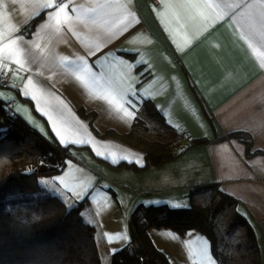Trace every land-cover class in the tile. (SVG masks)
Listing matches in <instances>:
<instances>
[{"label": "crops", "instance_id": "crops-1", "mask_svg": "<svg viewBox=\"0 0 264 264\" xmlns=\"http://www.w3.org/2000/svg\"><path fill=\"white\" fill-rule=\"evenodd\" d=\"M187 2L75 0L83 6L79 12L83 19L73 21L74 32L65 24L56 32L55 21H49L51 9L42 6L43 0H0V32L17 40L25 61L24 69L17 71L18 66L5 54L0 71L8 72L21 87L18 93L0 90V102L11 104L30 129L60 145L53 131L55 122L68 141L67 147L60 145L69 153L62 171L42 178L60 192L41 186L44 194L58 196L67 207L88 200L81 218L95 230L99 257L102 252L111 257L127 245L128 222L139 206L191 207L199 205L204 191L210 190L233 202L234 212L253 232L262 263L264 47H250L231 17L205 20L196 9L185 7ZM90 7L96 11H88ZM35 19L39 20L27 34L24 29ZM46 24L51 26L41 27ZM9 25L14 26L11 32ZM96 45L100 46L96 56L87 55ZM74 53L85 56L93 66L96 76L87 84L76 78ZM60 55L69 62L60 65ZM29 77L35 88L29 86L25 95ZM128 84L138 91L129 97L136 109L113 92ZM144 102L155 107L166 128L186 133L188 138L180 144L190 140L184 151L159 165H147L141 149L106 136L129 133L139 116L146 125H153L158 137L153 141L172 140L170 131L145 119ZM118 105L136 112L135 118L126 116ZM94 149L103 156H97ZM113 154L118 160L123 155H142L144 166L123 160L114 165ZM58 176L65 177L80 197L53 179ZM148 236L170 264H209V257L220 264L209 240L197 230L180 236L171 229L150 228ZM203 249L208 250V257L200 254Z\"/></svg>", "mask_w": 264, "mask_h": 264}, {"label": "trees", "instance_id": "trees-1", "mask_svg": "<svg viewBox=\"0 0 264 264\" xmlns=\"http://www.w3.org/2000/svg\"><path fill=\"white\" fill-rule=\"evenodd\" d=\"M35 19L24 31L29 34ZM141 111L145 119L170 131L172 140L151 141L145 121L136 117L132 130L124 135L109 132L106 136L141 149L147 165H159L174 158V149L185 132L166 128L155 107L144 102ZM239 135L234 134L233 136ZM196 143L192 141L191 144ZM199 142V141H198ZM69 157L67 149L38 135L17 115H9L0 102V264H101L95 230L83 222L81 211L88 200L71 207L56 195L44 194L39 180L62 171ZM217 200L186 209H172L166 205L139 206L130 216V240L111 256V264H170L148 236L150 228H167L184 236L197 230L210 242L212 253L220 264L225 259L217 251L218 212L229 208L233 218L227 233L243 226L250 247L257 254L253 232L245 220L234 212L232 201L218 192ZM254 264H259V259Z\"/></svg>", "mask_w": 264, "mask_h": 264}, {"label": "snow or ice", "instance_id": "snow-or-ice-1", "mask_svg": "<svg viewBox=\"0 0 264 264\" xmlns=\"http://www.w3.org/2000/svg\"><path fill=\"white\" fill-rule=\"evenodd\" d=\"M15 3V0H13ZM42 6L45 9H51L49 12V21H55V31H60V25L65 24L68 26V31L74 32L73 21L82 20L83 17L79 15L80 9L83 7L81 5H77L75 0H43ZM185 7H191L197 10V13L200 17L207 20L211 18L213 22L217 20H223L226 17H231L233 21L237 23V25L241 28V35L244 39L249 42L250 47H255V45H259L260 47H264V0H222L221 3H213L211 0H203V3H193L192 0H188V2L184 5ZM96 7H102V5L97 4ZM96 7H90L88 11L95 12ZM210 10V12L208 11ZM70 13H77L76 16L71 15ZM3 17L0 16V20ZM51 25H42L41 27H47ZM10 32L14 30V26L9 25ZM19 39V37L17 38ZM6 40V43H0V67L3 66V61L5 59V54H7L6 58L12 63L18 66L17 71L24 69L25 61L21 59V50L16 47L17 40L12 39L11 35L5 37L2 32H0V41ZM37 48L40 45H36ZM100 51V46L96 45L95 48H89L87 55L96 56L97 52ZM104 55L103 52L100 53ZM76 56V61L72 63L75 64L76 68V78L81 82L87 84L89 80L94 79L96 74L93 72V66L87 61L85 56H81L79 53H74ZM99 59V57H97ZM78 61V62H77ZM33 62H35V58H33ZM68 57L60 55L58 56V63L60 65H65L68 63ZM142 61H137V63H141ZM134 66V65H133ZM262 66H264V60H262ZM42 74V73H39ZM32 86L35 88L33 84L32 78L29 77L28 83L25 85V95H28V88ZM115 95H119L127 104H130L133 109L137 108V104L130 99L129 97H135L138 94L136 88L132 87L131 84H128L124 89H113ZM115 95L113 96V100L115 99ZM0 96H3V93H0ZM35 93L32 95V99H36ZM118 107L124 111V114L128 117L135 118L136 112L127 111L123 108V105H118ZM170 123V121H169ZM53 131L56 136L59 138L60 145L63 147L68 146V141L61 135L60 130L57 128L55 122H53ZM83 141H73V144L82 145ZM96 151L97 156H103L99 150L94 149ZM120 160L126 161L128 163H136L138 166L143 167V157L138 156L136 154L123 155L120 159L115 158V154H113V158L111 160L112 164H118ZM256 162H253L255 164ZM55 181H58L61 185H63L64 189L68 191H72L76 197H80L81 193L76 191L75 189L69 186V183L65 179V177H55L53 178ZM42 184L49 186V189L53 192L59 193L60 189L55 188L54 185H49V182L46 180L41 181ZM158 203V201L153 202ZM71 207V205H69ZM170 208H189L188 204H170ZM127 239V236L124 237ZM111 242V241H109ZM203 257H208V250L203 249L200 253ZM209 264H216L215 260L209 257Z\"/></svg>", "mask_w": 264, "mask_h": 264}, {"label": "rangeland", "instance_id": "rangeland-1", "mask_svg": "<svg viewBox=\"0 0 264 264\" xmlns=\"http://www.w3.org/2000/svg\"><path fill=\"white\" fill-rule=\"evenodd\" d=\"M147 126L149 127V130L145 136L151 139V141L156 140L158 137L154 133L153 125L148 124ZM40 184L42 183L40 182ZM204 192L206 195L201 198L199 205L208 204L211 200L218 199L216 195H214V192H211L210 190ZM232 218L233 214L229 208H224L218 212L215 220L218 233L217 251L226 259L224 264H254L258 261L256 258L258 253L256 254L255 250L250 247L249 237L246 234L244 227L239 225L234 229V232L229 234L227 233V229L230 226ZM257 257L259 259V255ZM100 261L101 264H111V257L106 256L102 252L100 255ZM259 264H261V260H259Z\"/></svg>", "mask_w": 264, "mask_h": 264}, {"label": "built area", "instance_id": "built-area-1", "mask_svg": "<svg viewBox=\"0 0 264 264\" xmlns=\"http://www.w3.org/2000/svg\"><path fill=\"white\" fill-rule=\"evenodd\" d=\"M21 84L20 82H18L17 80H14L10 74L6 71L1 70L0 71V89L2 90H10L14 93H18L20 90ZM4 109L5 111L12 116H15L12 106L9 103H3ZM190 144V140H187L184 144H180L179 146H177V148L175 149V151L177 153L182 152L186 149V147ZM264 264V257L262 260V263Z\"/></svg>", "mask_w": 264, "mask_h": 264}]
</instances>
